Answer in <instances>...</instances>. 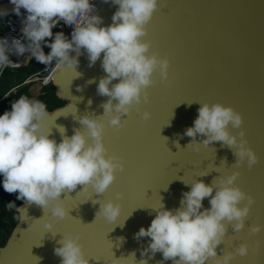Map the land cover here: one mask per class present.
Masks as SVG:
<instances>
[{
    "label": "water",
    "instance_id": "95a60500",
    "mask_svg": "<svg viewBox=\"0 0 264 264\" xmlns=\"http://www.w3.org/2000/svg\"><path fill=\"white\" fill-rule=\"evenodd\" d=\"M91 3L96 6L95 14L103 18L101 26L112 24L118 5L104 0ZM14 8L10 0L0 2V12L15 14ZM143 39L151 42L150 54L156 52L170 60L169 76L165 80L159 71L155 73L156 83L148 88L150 103L134 107L119 130L110 124L109 116H103L100 106L108 99L97 92L100 78L106 75L102 57L90 67L86 52L81 55L76 69L80 75L54 64L51 74L59 104L47 107L50 138L62 140L57 125L64 126L69 137L77 127L86 132L79 119L94 112L106 125L108 154L122 157L125 170L117 172L116 181L101 196L94 192L90 196L83 185L62 194L70 213L62 220L53 217L50 209L19 203V218L0 245V264H61L62 258L54 250L69 233L82 237L80 243L90 264H112L119 258H127L128 264H172L163 260L162 253L142 255L151 238L138 240L136 233L141 227H150L161 203L167 209L179 208L183 193L195 181L211 184L234 172L240 173L236 185L256 202L245 228L236 232L229 225L219 247L233 251L247 243L248 255H237L232 264H264V230L250 231L252 225L264 226V0H159ZM91 80L95 82L89 83ZM78 86L83 91H77ZM218 102L242 113L249 146L259 157L252 168L246 161L237 165L234 150L223 142L205 146L198 137L199 151L189 144L192 138L185 132L194 126L199 107ZM144 111L152 114L147 122L142 118ZM230 130L237 135L240 131ZM205 173L209 174L203 176ZM117 193H123V199L118 200ZM209 200L204 199L205 208L211 207ZM97 201L122 205L115 223L96 217ZM47 220L54 224L50 232L43 227ZM218 255H223L219 249ZM206 264H214V259Z\"/></svg>",
    "mask_w": 264,
    "mask_h": 264
},
{
    "label": "clouds",
    "instance_id": "9594fccd",
    "mask_svg": "<svg viewBox=\"0 0 264 264\" xmlns=\"http://www.w3.org/2000/svg\"><path fill=\"white\" fill-rule=\"evenodd\" d=\"M10 2L15 5V15L21 16V9H25L27 16L22 20L20 39L9 42L7 38H0V71L20 66L10 59L13 53L20 56L30 53L28 58L46 66L54 63L57 69L66 71H76L79 57L85 52L90 67L102 57L101 67L106 75L100 78L97 92L108 97L100 106L104 109L103 116H109L110 124L117 130L124 128V117L130 115L134 107L150 103L148 88L156 83L155 73L159 71L165 80L169 76L170 60L156 52L150 54L151 42L143 39L159 9V0H104L118 5L112 24L107 26H101L103 18L95 14L96 6L91 0ZM6 15L7 10L0 12V16ZM61 22L73 27L70 39L63 31L53 33ZM44 46L51 49L48 54H45ZM77 91H83V86H78ZM151 115L144 111L142 118L147 122ZM50 117L44 102L28 96L14 100L11 110L0 115V175L7 193H18L17 199L44 210L50 209L53 217L62 220L70 214L61 199L62 194L83 185V191L89 192L90 196L93 192L101 196L116 181L117 172L125 170V164L122 157L108 154L102 116L93 112L81 117L79 123L87 131L77 127L71 137L66 135L64 126L57 125L63 137L60 142L50 138ZM243 123L242 113L233 107L219 102L204 103L198 109L194 126L187 128L185 135L192 138L189 144H195L196 151H199L198 137L205 146L223 142L224 146L234 150L237 165L246 161L252 168L259 162V157L249 146ZM231 128L240 129L238 135L233 134ZM239 176V172H234L227 177L215 178L211 184L195 181L191 190L183 193L179 208L167 209L161 203L150 227H141L136 233L138 240L151 238L142 255L151 253L154 257L156 253H162L163 260H171L172 264H206L209 259H214V264H232L237 255L247 256V243L233 251L219 247L225 241L229 225L236 232L245 228L256 202L251 194L236 185ZM205 198H210V208L204 207ZM117 199H123V193H117ZM99 204L96 217L102 216L115 223L122 205L114 201ZM7 207L22 211L15 202L8 203ZM43 227L50 232L54 224L47 220ZM262 230V225L250 228L254 234ZM81 238L79 234L69 233L59 241L62 246L54 251L62 258L61 264H90ZM120 239L123 241L124 238ZM218 249L222 256L218 255ZM131 256L135 257V254ZM112 264H128V259H113Z\"/></svg>",
    "mask_w": 264,
    "mask_h": 264
},
{
    "label": "rangeland",
    "instance_id": "374dc122",
    "mask_svg": "<svg viewBox=\"0 0 264 264\" xmlns=\"http://www.w3.org/2000/svg\"><path fill=\"white\" fill-rule=\"evenodd\" d=\"M12 26L14 29V24L12 23L6 27L1 38H7L11 42L14 38L20 39L22 37V32V35H18L17 33L14 36ZM70 27L72 26L61 22L59 26L53 29V33L63 31L70 39L73 31ZM50 51V48L44 46L45 54H48ZM29 56L30 53H25L21 56L23 60H21L19 67L6 68L0 76V115H3L5 111H10L12 102L21 96L38 99L49 108H53L59 104L54 94L52 74L49 76L48 72L44 70L47 66L40 64L34 58H28ZM6 93L10 94L6 96ZM17 195L18 193L10 194L4 190L3 176L0 175V245H3L7 240L17 221L18 213L16 209L9 210L7 207V204L10 202H15L16 206L22 202V200L17 199Z\"/></svg>",
    "mask_w": 264,
    "mask_h": 264
},
{
    "label": "bare ground",
    "instance_id": "6f19581e",
    "mask_svg": "<svg viewBox=\"0 0 264 264\" xmlns=\"http://www.w3.org/2000/svg\"><path fill=\"white\" fill-rule=\"evenodd\" d=\"M4 1H7V0H0V2H4ZM93 3V2H92ZM22 15L17 17V15L15 14H8L6 16H0V22L2 23V26H3V31H1V35H0V38L3 36L4 34V31L6 29V27L12 23L14 24V29H13V26H12V29L14 30L13 33H14V36L15 34L18 33V35H22L21 34V29L23 27V24H22V20L23 19H26V15H27V12L24 11V12H21ZM16 16V17H15ZM5 17V18H4ZM18 18V20H17ZM11 29V30H12ZM70 29L73 30V27H70ZM21 38V37H20ZM11 60L13 62H16V63H21V60H23V58L21 56H18L16 54L13 53V55L10 56ZM53 65V66H52ZM52 65H48L44 70H46V72H48L47 74L50 76L52 70H53V67H54V63ZM46 74V73H45ZM47 80V79H46ZM10 93H6V96H8Z\"/></svg>",
    "mask_w": 264,
    "mask_h": 264
},
{
    "label": "built area",
    "instance_id": "2783aa9c",
    "mask_svg": "<svg viewBox=\"0 0 264 264\" xmlns=\"http://www.w3.org/2000/svg\"><path fill=\"white\" fill-rule=\"evenodd\" d=\"M1 31H3V26H2V23L0 22V35H1ZM3 70H4V69H3ZM3 70L0 71V76H1V74H2V72H3Z\"/></svg>",
    "mask_w": 264,
    "mask_h": 264
}]
</instances>
